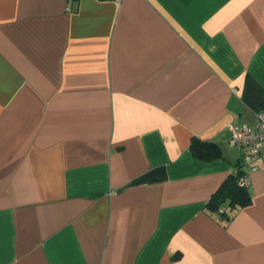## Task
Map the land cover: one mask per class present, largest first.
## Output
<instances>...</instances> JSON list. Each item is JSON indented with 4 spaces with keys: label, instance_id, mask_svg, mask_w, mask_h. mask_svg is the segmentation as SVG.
Instances as JSON below:
<instances>
[{
    "label": "crops",
    "instance_id": "obj_1",
    "mask_svg": "<svg viewBox=\"0 0 264 264\" xmlns=\"http://www.w3.org/2000/svg\"><path fill=\"white\" fill-rule=\"evenodd\" d=\"M0 0V264H264V0ZM193 139L220 155H194Z\"/></svg>",
    "mask_w": 264,
    "mask_h": 264
},
{
    "label": "trees",
    "instance_id": "obj_2",
    "mask_svg": "<svg viewBox=\"0 0 264 264\" xmlns=\"http://www.w3.org/2000/svg\"><path fill=\"white\" fill-rule=\"evenodd\" d=\"M191 148L196 157L204 160H210L220 155V149L212 142L193 139ZM244 171L242 164L228 176L209 202V206L215 216L227 223L232 220L234 210L251 202L249 189L238 184V180ZM222 205H225L226 209L220 211Z\"/></svg>",
    "mask_w": 264,
    "mask_h": 264
},
{
    "label": "built area",
    "instance_id": "obj_3",
    "mask_svg": "<svg viewBox=\"0 0 264 264\" xmlns=\"http://www.w3.org/2000/svg\"><path fill=\"white\" fill-rule=\"evenodd\" d=\"M74 0H69L68 8ZM229 144L231 147L239 148L243 162L244 172L238 180L242 187L250 189L252 186L251 174L264 168V110L256 113L254 125L247 123L232 125ZM225 205L220 211L225 210Z\"/></svg>",
    "mask_w": 264,
    "mask_h": 264
}]
</instances>
